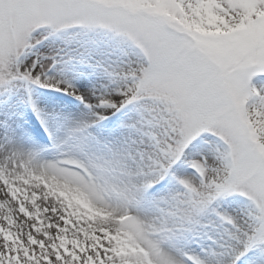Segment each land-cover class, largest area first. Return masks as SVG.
Returning a JSON list of instances; mask_svg holds the SVG:
<instances>
[{
  "label": "snow or ice",
  "instance_id": "snow-or-ice-1",
  "mask_svg": "<svg viewBox=\"0 0 264 264\" xmlns=\"http://www.w3.org/2000/svg\"><path fill=\"white\" fill-rule=\"evenodd\" d=\"M0 264H264V0H0Z\"/></svg>",
  "mask_w": 264,
  "mask_h": 264
}]
</instances>
